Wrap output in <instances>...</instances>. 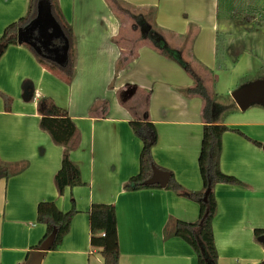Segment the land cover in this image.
I'll list each match as a JSON object with an SVG mask.
<instances>
[{
	"label": "crops",
	"instance_id": "0c3cea01",
	"mask_svg": "<svg viewBox=\"0 0 264 264\" xmlns=\"http://www.w3.org/2000/svg\"><path fill=\"white\" fill-rule=\"evenodd\" d=\"M29 2L0 0V38L27 14ZM118 2L58 0L74 35L71 84L41 65L22 45L10 46L0 58V92L12 100L7 110L0 97V166L13 172L0 179V264H26L28 254L45 237L47 227L37 221L43 202H53L64 213L76 209V214L62 245L48 251L42 264L104 263L100 251L91 245L89 212L94 204L116 210L119 264H198L193 249L174 230L178 221L197 222L199 205L165 189L124 190L140 171L143 142L131 127L136 121L150 122L157 130L152 149L156 165L171 172L186 190L203 189L198 159L204 101L181 93L193 87V79L147 40L129 50V37L134 35L130 14L141 12L164 29L173 49L189 45L185 60L192 62L207 90L211 76L219 70L217 33L227 34L228 71L237 72L246 86L264 79L263 62L258 74L250 72L254 48L240 44L242 39L234 36L240 27L227 16L221 0ZM252 29L247 30L256 34ZM261 54L258 58L263 60ZM122 60L126 62L119 66ZM37 92L42 99H35ZM45 99L66 110L75 123L77 132L67 148L56 145L40 127L38 106ZM242 117L240 122H220L219 118L230 129L222 138L221 170L241 184L215 187L218 264L264 262V245L256 236V231H264V149L258 145L264 144V122ZM65 151L79 167L83 186L60 193L55 175Z\"/></svg>",
	"mask_w": 264,
	"mask_h": 264
},
{
	"label": "trees",
	"instance_id": "16d2710c",
	"mask_svg": "<svg viewBox=\"0 0 264 264\" xmlns=\"http://www.w3.org/2000/svg\"><path fill=\"white\" fill-rule=\"evenodd\" d=\"M52 4V13L58 23L61 25L63 32L69 42L68 61L65 65L60 66L52 61L43 58L37 54L35 50L28 44L23 43L22 46L29 49L36 57L38 62L51 72L58 74L63 81L71 84L74 75V35L70 24L64 19L58 0H49ZM118 2V0H112ZM247 0H244L245 2ZM244 7L246 13L244 19L252 22L256 19V25L264 26V9L256 5L258 0H248ZM39 0H30L27 14L17 22L9 25L2 37L0 38V58L5 51L12 45H19L17 41V33L21 28H25L36 17L37 4ZM135 8V7H134ZM136 9V8H135ZM123 12H129L122 9ZM138 10V9H136ZM155 11L149 13V18L153 19ZM134 29L140 31L143 40H147L150 45L163 57L176 62L185 72L193 79V87L181 91L186 97H199L204 101L202 111L203 119V140L201 152L198 159L199 170L203 182V189L199 192H192L182 187L172 173L158 167L154 161L152 149L157 143L158 135L155 126L146 121L131 122L134 133L142 140L143 149L140 155V171L132 177L124 186L126 191H137L143 189H165L176 193L179 196L188 198L196 202L200 207V215L197 222L188 224L184 222H176L174 235L183 239L193 249L196 254L198 264H218L219 254L217 251L213 222L218 212V204L215 197V187L218 184H241L237 179L226 175L221 170V156L223 152V135L230 129L219 122V116L223 108L214 103L210 98L208 90L196 73L189 61L183 58V49L175 50L167 41L166 31L148 21V16L141 12L132 15ZM189 35L186 39H189ZM226 43L227 34L217 33L216 35V67L224 70L226 66ZM126 62V60H122ZM264 66V59L262 60ZM0 97L5 102L7 110L11 109L12 100L5 94L0 92ZM41 115L40 127L46 131L56 145L67 148L77 132L75 123L69 117L66 110L56 106L51 99L42 100L38 106ZM243 135V134H242ZM264 149V144H258ZM157 168L170 174V181L166 188L159 185H148L147 181L151 178L153 169ZM13 172L8 167L0 166V179L8 178ZM55 184L60 193H63L67 187L74 188L83 186L81 172L79 167L74 164L69 152L65 151L62 166L55 175ZM76 214V209L64 213L60 211L53 202H43L38 206L37 221L47 227V233L40 244L35 247L29 254L40 248L42 243L55 232V241L49 251H56L62 245L64 238L70 231L71 223ZM90 231L91 245L100 251L104 259L103 264H119L120 250L119 238L117 232V216L116 210L111 205L94 204L90 212ZM264 231H256L259 237Z\"/></svg>",
	"mask_w": 264,
	"mask_h": 264
},
{
	"label": "water",
	"instance_id": "95a60500",
	"mask_svg": "<svg viewBox=\"0 0 264 264\" xmlns=\"http://www.w3.org/2000/svg\"><path fill=\"white\" fill-rule=\"evenodd\" d=\"M30 40L31 43H29ZM57 40L60 41V44L55 46ZM17 41L19 45L23 43L30 45L39 55H42V51L53 53L55 55L54 62L60 66L65 65L68 61L69 42L52 13V4L49 0H39L36 17L25 28L18 30ZM232 97L241 110L247 109L252 104L264 105V79L253 81L236 90ZM169 181L170 174L168 172L154 168L147 184L166 188ZM54 241L55 232L42 243L39 249L31 253L26 264H42ZM258 241L264 245V235L258 237ZM260 264H264V262Z\"/></svg>",
	"mask_w": 264,
	"mask_h": 264
},
{
	"label": "rangeland",
	"instance_id": "374dc122",
	"mask_svg": "<svg viewBox=\"0 0 264 264\" xmlns=\"http://www.w3.org/2000/svg\"><path fill=\"white\" fill-rule=\"evenodd\" d=\"M243 1L244 0H221V2L226 3L227 16H229V18L230 17L232 18L233 22L236 23L235 24L236 27H240L239 33L236 32L238 31V29L234 31L233 33L234 36L236 34V36H238L239 39H242L241 41L239 40L240 44H244L246 46H250L254 48L253 55H252L254 62L252 63L250 72L252 74H258L261 71L260 63L262 61L260 58H258V56H260L261 51H263L264 53V26L256 25V19H253L252 22H247L244 19V16H245L244 13L246 12L243 10L245 8L244 7L242 8V6L240 5V3H242ZM248 2L249 1L247 0L243 3L246 5ZM256 5L264 9V0H258ZM240 21L247 22L250 24L246 25L245 27L240 26L238 24L240 23ZM248 26H251L253 29H255L257 33L254 34L253 31L249 32V30H247ZM244 30L247 32L244 33L245 32ZM132 31L134 35L129 37V39H131L130 46H129L130 51L135 49L142 40V35L139 30L132 29ZM174 42L177 43L176 46L179 44V41H174ZM188 46H186V48L183 50L184 59L189 58L190 47ZM262 55L264 59V54H261V56ZM244 62L242 61V64ZM243 69L241 70H243V74H244L245 68ZM238 75L239 74L237 72H233L231 74V72H229L228 69L226 68L224 70H218L217 72H215L214 75L211 76L212 84L210 85L209 87L210 89L208 91H209V96L214 101V103L223 108V111L221 112L219 116L220 122L221 121L222 122L224 121L240 122L241 120H243L242 116H245L246 118H249L250 120H256L252 118L257 117L259 121L264 122V105L263 104H258V103L252 104L243 111L238 107V105L234 101L232 94L236 91L237 88L241 87V84L244 82L243 79L242 80L240 79V76L238 77ZM237 81H239L238 85H237ZM244 84L246 86L247 84L246 81L243 83V85Z\"/></svg>",
	"mask_w": 264,
	"mask_h": 264
},
{
	"label": "flooded vegetation",
	"instance_id": "af4514ba",
	"mask_svg": "<svg viewBox=\"0 0 264 264\" xmlns=\"http://www.w3.org/2000/svg\"><path fill=\"white\" fill-rule=\"evenodd\" d=\"M29 43H31V40L29 41ZM60 44V41H55V46L59 45ZM42 57H44L45 59L49 60V61H52L54 62V59H55V55L53 53H46L45 51H42ZM55 63V62H54Z\"/></svg>",
	"mask_w": 264,
	"mask_h": 264
},
{
	"label": "built area",
	"instance_id": "2783aa9c",
	"mask_svg": "<svg viewBox=\"0 0 264 264\" xmlns=\"http://www.w3.org/2000/svg\"><path fill=\"white\" fill-rule=\"evenodd\" d=\"M43 98V95L41 93H36L35 94V99H42Z\"/></svg>",
	"mask_w": 264,
	"mask_h": 264
}]
</instances>
